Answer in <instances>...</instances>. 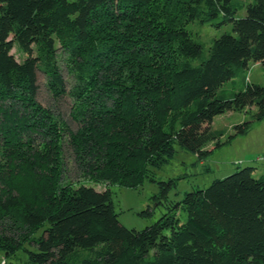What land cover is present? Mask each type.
<instances>
[{"label":"trees","instance_id":"trees-1","mask_svg":"<svg viewBox=\"0 0 264 264\" xmlns=\"http://www.w3.org/2000/svg\"><path fill=\"white\" fill-rule=\"evenodd\" d=\"M219 17L233 34L206 53L187 25ZM59 59L75 77L70 91ZM251 62L264 69V0H0V166L14 157L16 179L34 181L29 196L0 176V264H264V177L254 168L185 194L136 231L120 224L109 189L60 186L58 164L43 162L54 152L65 178L67 144L95 182L137 188L175 146L203 159L223 145L215 117L255 109L235 135L264 119L263 86L218 96ZM39 71L54 101L72 102L68 118L39 102ZM174 186L159 183V204Z\"/></svg>","mask_w":264,"mask_h":264},{"label":"rangeland","instance_id":"rangeland-1","mask_svg":"<svg viewBox=\"0 0 264 264\" xmlns=\"http://www.w3.org/2000/svg\"><path fill=\"white\" fill-rule=\"evenodd\" d=\"M239 0H233L237 2ZM246 16V9L244 6H238V17L244 18ZM222 20V17L207 24H200L199 22L190 23L187 25L188 31L192 34L195 41L203 44L205 52L207 53L213 39L220 37L225 33L233 34L231 25H217ZM15 58L22 62L24 57L20 55L16 49L12 52ZM61 51L59 56L61 57ZM61 71L66 82V89H70L75 84V77L68 67L67 62L59 59ZM245 82L258 84L264 87V69L260 64H249V69L244 73L238 75L231 81L225 83L219 90L218 96L223 99H230L236 93L240 92L245 87ZM39 84V102L45 107H53L60 109L64 116L68 118L70 104L69 98L61 101H54L46 85V76L42 72H38ZM59 107V108H58ZM249 111V110H247ZM245 112H226L223 115L214 118L211 125L213 130L222 131L224 133L221 138V148L215 149L211 155L201 159L196 154L175 146V152L168 156L164 162L153 169L154 173H149L148 178L144 180L143 184L137 188H127L118 185L108 186L105 183H97L92 178V174L85 168L82 173L75 163V155L70 146L64 145L63 153L65 157V174L61 171V164L58 162V157L54 158V152L51 151L49 156L43 159L44 163H49L50 166L58 164V176L55 178L58 185L63 183H71L73 186L84 185L92 187L99 192L109 189L112 193L114 208L118 214V220L122 226L129 230L142 231L147 227L155 224L164 214L169 211V208L177 202H181L185 194L197 189L208 188L211 183L217 179H224L238 170L251 167L255 169L254 177H264V119L259 122H253L249 130L245 134L235 135V127L244 122L251 121V115L255 112L253 109L250 113ZM174 113L167 118V123L172 121ZM169 124V123H168ZM72 129L76 127L73 125ZM58 149H56L57 151ZM61 153V150L58 151ZM61 159V156H60ZM11 162L12 172H8L7 163ZM17 159L3 158L0 166V176L17 180V188L31 194L33 187L32 178L27 174L20 175L17 171ZM3 169V170H2ZM62 173V174H61ZM154 180V181H153ZM175 181L174 186L168 194L166 200H161L160 204L155 197L159 196L160 182ZM0 182V188L3 186ZM150 209L151 215L146 212ZM178 216L182 222L186 220V213L184 210H179ZM18 257L25 258L23 252L18 253ZM17 257V258H18Z\"/></svg>","mask_w":264,"mask_h":264}]
</instances>
